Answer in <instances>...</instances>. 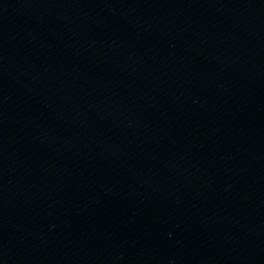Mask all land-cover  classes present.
I'll use <instances>...</instances> for the list:
<instances>
[{"label": "water", "instance_id": "obj_1", "mask_svg": "<svg viewBox=\"0 0 264 264\" xmlns=\"http://www.w3.org/2000/svg\"><path fill=\"white\" fill-rule=\"evenodd\" d=\"M0 264H264V0H0Z\"/></svg>", "mask_w": 264, "mask_h": 264}]
</instances>
